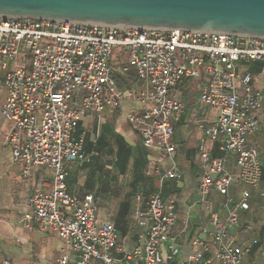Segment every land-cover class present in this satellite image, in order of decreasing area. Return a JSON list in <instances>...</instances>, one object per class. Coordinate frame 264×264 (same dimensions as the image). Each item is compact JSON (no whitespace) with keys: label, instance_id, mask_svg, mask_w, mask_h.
Wrapping results in <instances>:
<instances>
[{"label":"built area","instance_id":"built-area-1","mask_svg":"<svg viewBox=\"0 0 264 264\" xmlns=\"http://www.w3.org/2000/svg\"><path fill=\"white\" fill-rule=\"evenodd\" d=\"M253 64L259 65L256 73L249 70ZM115 73L132 87H119ZM184 78L197 83L196 103L211 119L197 126V203L207 223L192 235L191 252L181 263L187 221L174 231L177 202L162 187L179 177L173 136L184 105L175 87ZM263 79L260 37L0 16V113L8 123L2 142L23 177L34 169L52 170L50 183L29 196L23 216L63 240L52 264H244L256 241L236 245L232 231L252 228L240 224L238 211L248 209L250 189L262 177L258 150L248 137L258 128ZM124 102L125 121L139 132L143 147L170 160L164 172L152 170L157 190L145 200L135 195L134 217L144 237L131 249L118 243L113 224L99 219L94 196L79 197L66 183V165L90 159L84 151L89 130L101 125L106 108L120 109ZM236 186H244L237 198ZM217 196L223 199L218 206ZM0 264L12 262L0 253Z\"/></svg>","mask_w":264,"mask_h":264},{"label":"crops","instance_id":"crops-1","mask_svg":"<svg viewBox=\"0 0 264 264\" xmlns=\"http://www.w3.org/2000/svg\"><path fill=\"white\" fill-rule=\"evenodd\" d=\"M249 70L256 73L259 71V65H249ZM191 85H194L193 82ZM260 87L263 95L264 79ZM192 90L197 94V86L190 87V93ZM175 92L184 105L182 123L177 124L173 136L177 144L174 161L179 177L165 182L168 183L167 190L175 191L171 193L177 202V222L174 231L184 227L187 221V228L179 241L178 261L183 263L191 252L192 235L198 231L200 225L207 223V214L197 203L200 167L199 148L195 146L194 136L196 135L199 140L200 134L190 123L191 120L196 123L207 121L211 117L210 111L199 106L196 100L190 102L188 96L181 100L184 97L182 91L178 93L175 89ZM128 107L129 103L124 102L120 109L107 112L104 117L102 116L101 125H94L93 129L89 130L88 133L92 137L89 141L94 142L93 139L98 136L100 128L108 125L106 142L102 141L92 146L89 162L66 165V183L69 191L79 197L86 194L94 196L99 219L113 224L118 233V243L126 249H131L144 237V229L134 217V193H139L145 200L156 191L158 178L151 174L152 170L158 167L164 172L169 168L170 160L143 147L139 132L130 128L125 121L124 116ZM7 128L8 123L0 113V253L12 264H52L60 255L63 240L56 233L42 231L36 224H27L23 221V216L28 211L29 196L40 185L50 183L52 170L34 169L29 177H23L19 166L11 158L10 149L2 142V136ZM256 131L255 136H250L251 144L258 150L261 168L264 171V95ZM120 146H125L129 151V156L122 161L114 156ZM215 150L217 149H213V154L216 155ZM242 187L244 186L232 189L236 198L238 190ZM213 199L216 206L223 200L220 196ZM248 205L247 210H239L238 214L240 221L250 223L251 230L254 231L252 234L250 232L235 234V230L232 231L235 234L234 243L245 245L255 240L254 246L259 241L264 244V174L259 187L250 189ZM112 254L115 255L114 252ZM254 255L255 257L251 254L245 257L244 264H264L259 253L256 252ZM93 264L101 262L94 260ZM127 264L141 263L132 261ZM212 264L219 263L214 261Z\"/></svg>","mask_w":264,"mask_h":264},{"label":"water","instance_id":"water-1","mask_svg":"<svg viewBox=\"0 0 264 264\" xmlns=\"http://www.w3.org/2000/svg\"><path fill=\"white\" fill-rule=\"evenodd\" d=\"M0 16L264 38V0H0Z\"/></svg>","mask_w":264,"mask_h":264},{"label":"trees","instance_id":"trees-1","mask_svg":"<svg viewBox=\"0 0 264 264\" xmlns=\"http://www.w3.org/2000/svg\"><path fill=\"white\" fill-rule=\"evenodd\" d=\"M191 83H192V81H191V79H187V78H184V79H182V80H180L179 82H178V84L176 85V87H175V89L176 90H180V91H182V95L183 96H188V94L190 93V85H191ZM197 91V90H196ZM182 123V120L180 119L179 120V122H176L175 123V125H174V128H176V126H177V124H181ZM106 127H108V125H106V126H102L101 128H100V132H99V134H98V136L97 137H95V140H94V142H90L89 141V133L87 134V137H86V142H85V146H84V151L87 153V154H89L90 155V149L92 148V146H96V145H98V143H100V142H104L105 141V139L108 137V135L106 134ZM106 142V141H105ZM216 151V154H218V151L217 150H215ZM214 155H215V153H214ZM114 156H115V158L116 159H118V160H120V161H122V160H124L125 158H127L128 156H129V151H128V149L125 147V146H120L119 148H118V150L116 151V153H114ZM263 174H264V171L262 170V177H261V181H262V178H263ZM167 184L168 183H166L165 182V184L163 185V187H162V191H163V195L164 196H168V195H171V193L172 192H174L175 193V191H173V190H167ZM154 186V185H153ZM234 188V187H233ZM232 188V189H233ZM233 191V190H232ZM137 194H139V193H134V196L135 195H137ZM141 194H143V193H141ZM245 213H247V212H245ZM239 222H240V224L243 226L244 224H247L246 222H241L240 221V218H239ZM253 229L250 231V233L252 234L253 233ZM264 251V246H263V243L261 242V241H259L258 242V244L257 245H255L252 249H251V252H250V254L253 256V257H255V253L257 252V253H259L260 255V257L262 258V252ZM249 254V255H250ZM248 255V256H249ZM247 256V257H248ZM253 262V261H252ZM252 264V263H251Z\"/></svg>","mask_w":264,"mask_h":264},{"label":"rangeland","instance_id":"rangeland-1","mask_svg":"<svg viewBox=\"0 0 264 264\" xmlns=\"http://www.w3.org/2000/svg\"><path fill=\"white\" fill-rule=\"evenodd\" d=\"M127 73L130 74V75H134V70H133L132 68H130V69L127 70ZM114 77H115L116 82H117V85H118L119 87H121V88H130V87H132L130 83H125V84L122 85V83H121V81L118 79V76L116 75V73H115ZM192 82H193V84H194L195 86H197V83H196L195 81H192ZM194 85H190V87L195 88ZM180 92H181V91L178 90V93H180ZM263 95H264V91H263ZM196 97H197V94L192 90V92L188 94V97H187V98L189 99L190 102H192V101L194 102V101L196 100ZM185 99H186V98H185V96H184L181 100H185ZM113 111H115V110L110 111L108 108H106L105 111L102 113V116H103V115H106L107 112H113ZM103 117H104V116H103ZM191 122H192V123H190V124H191L193 127H195V128L197 129V126H198V124H199L200 122L196 123V122H194V120H191ZM101 123H102V120H101ZM195 124H196V125H195ZM256 133H257V131H256L253 135L255 136ZM253 135H252V136H253ZM89 139H92L91 135H89ZM251 139H252V137H248V140H249L250 143H251ZM194 140H195L194 143H196L195 146L199 148L200 141L197 139V136H196V135L194 136ZM93 141H94V139H93ZM94 143H95V142H94ZM90 159H91V156H90ZM90 159H89V161H90ZM89 161H88V162H89ZM198 185H199V180H198ZM188 221H189V220H188ZM235 232L238 233V234H244V233L241 232V227L238 228V229H236ZM249 232H250V231H249ZM213 262H214V261H213ZM211 264H212V263H211Z\"/></svg>","mask_w":264,"mask_h":264}]
</instances>
